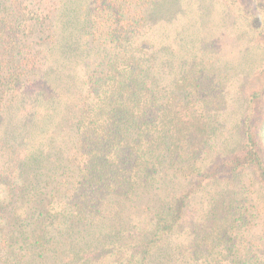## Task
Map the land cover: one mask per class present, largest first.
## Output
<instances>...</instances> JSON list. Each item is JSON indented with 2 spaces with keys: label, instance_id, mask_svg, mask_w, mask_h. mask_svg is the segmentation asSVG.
Segmentation results:
<instances>
[{
  "label": "trees",
  "instance_id": "16d2710c",
  "mask_svg": "<svg viewBox=\"0 0 264 264\" xmlns=\"http://www.w3.org/2000/svg\"><path fill=\"white\" fill-rule=\"evenodd\" d=\"M220 1L244 63L164 0H0V264H264V0Z\"/></svg>",
  "mask_w": 264,
  "mask_h": 264
},
{
  "label": "rangeland",
  "instance_id": "374dc122",
  "mask_svg": "<svg viewBox=\"0 0 264 264\" xmlns=\"http://www.w3.org/2000/svg\"><path fill=\"white\" fill-rule=\"evenodd\" d=\"M196 1L199 0H164L165 7L169 12H172L169 14L174 15L171 16L172 19L178 18L184 20L187 18L185 16L186 13H188V23L186 24L188 31L191 30L189 19L194 15V10L197 11V16L201 15L198 19L201 24V31L204 25L208 24L209 20L217 26L218 30H221L224 25L225 31L221 39L223 46L222 52L230 58L235 55L240 56L239 63H244L245 59L250 60L251 54L248 52V49L253 46L250 36L253 37L254 33L248 24L246 26L245 20L238 14L227 9L226 5L223 7L220 0H202V11H199L198 7L195 8L194 5L198 3ZM178 19L175 20L178 21ZM209 26L211 27L212 25ZM246 45L247 47L245 48ZM254 54L257 61L258 52Z\"/></svg>",
  "mask_w": 264,
  "mask_h": 264
}]
</instances>
